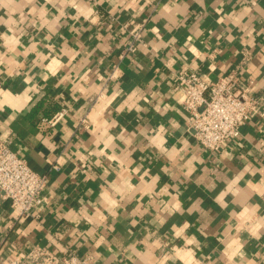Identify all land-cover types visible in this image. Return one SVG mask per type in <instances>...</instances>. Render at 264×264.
<instances>
[{"label":"crops","instance_id":"1","mask_svg":"<svg viewBox=\"0 0 264 264\" xmlns=\"http://www.w3.org/2000/svg\"><path fill=\"white\" fill-rule=\"evenodd\" d=\"M127 22L144 26L126 54ZM245 53L261 112L210 150L176 74L215 80ZM0 138L47 177L32 214L0 193L2 264L36 244L96 264H264V0H0Z\"/></svg>","mask_w":264,"mask_h":264},{"label":"built area","instance_id":"2","mask_svg":"<svg viewBox=\"0 0 264 264\" xmlns=\"http://www.w3.org/2000/svg\"><path fill=\"white\" fill-rule=\"evenodd\" d=\"M123 26L130 35L124 52H135L143 42L144 22L132 27L127 22ZM249 58V53H245L238 65L215 80L197 70L177 72L176 80L184 93L182 103L189 114V128L203 147L217 150L227 139L239 137L240 126L261 112L263 96L253 95L252 81L244 80L241 75ZM63 114L64 110L58 112L54 119ZM46 184V175L31 168L9 148L7 139L0 138V193L10 200L16 217L32 214L40 207ZM9 264H96V261L91 254L71 253L58 258L46 246L36 244L24 258L17 257Z\"/></svg>","mask_w":264,"mask_h":264}]
</instances>
